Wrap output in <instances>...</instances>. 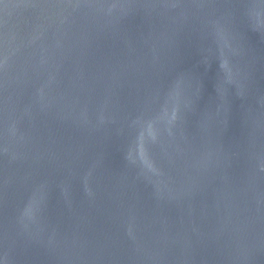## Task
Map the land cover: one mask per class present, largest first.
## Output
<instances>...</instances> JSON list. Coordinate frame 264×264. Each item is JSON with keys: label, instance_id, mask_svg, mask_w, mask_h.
<instances>
[{"label": "water", "instance_id": "water-1", "mask_svg": "<svg viewBox=\"0 0 264 264\" xmlns=\"http://www.w3.org/2000/svg\"><path fill=\"white\" fill-rule=\"evenodd\" d=\"M0 264H264V0H0Z\"/></svg>", "mask_w": 264, "mask_h": 264}]
</instances>
